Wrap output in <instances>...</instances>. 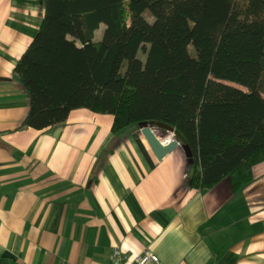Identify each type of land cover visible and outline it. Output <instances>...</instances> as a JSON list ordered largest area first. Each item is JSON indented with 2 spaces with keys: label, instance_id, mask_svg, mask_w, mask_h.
<instances>
[{
  "label": "crops",
  "instance_id": "1",
  "mask_svg": "<svg viewBox=\"0 0 264 264\" xmlns=\"http://www.w3.org/2000/svg\"><path fill=\"white\" fill-rule=\"evenodd\" d=\"M42 11L0 0V264H108L113 246L158 264H264V159L238 189L224 177L199 191L180 142L156 159L136 123L112 130L109 113L20 126L13 66Z\"/></svg>",
  "mask_w": 264,
  "mask_h": 264
},
{
  "label": "trees",
  "instance_id": "2",
  "mask_svg": "<svg viewBox=\"0 0 264 264\" xmlns=\"http://www.w3.org/2000/svg\"><path fill=\"white\" fill-rule=\"evenodd\" d=\"M13 73L20 126L77 107L111 114L112 130L161 121L188 145L199 191L224 177L238 189L264 159V0H43Z\"/></svg>",
  "mask_w": 264,
  "mask_h": 264
},
{
  "label": "water",
  "instance_id": "3",
  "mask_svg": "<svg viewBox=\"0 0 264 264\" xmlns=\"http://www.w3.org/2000/svg\"><path fill=\"white\" fill-rule=\"evenodd\" d=\"M138 131L145 140L148 148L156 159L161 158L166 152L171 150L178 142L181 143L182 150L186 157V164L192 162L191 153L188 145L185 143L183 136L170 125L161 121L143 120L136 122ZM170 133V137H165ZM187 173H190L188 166Z\"/></svg>",
  "mask_w": 264,
  "mask_h": 264
},
{
  "label": "built area",
  "instance_id": "4",
  "mask_svg": "<svg viewBox=\"0 0 264 264\" xmlns=\"http://www.w3.org/2000/svg\"><path fill=\"white\" fill-rule=\"evenodd\" d=\"M108 264H158V256L147 247L137 253L126 254L119 247L113 246Z\"/></svg>",
  "mask_w": 264,
  "mask_h": 264
},
{
  "label": "rangeland",
  "instance_id": "5",
  "mask_svg": "<svg viewBox=\"0 0 264 264\" xmlns=\"http://www.w3.org/2000/svg\"><path fill=\"white\" fill-rule=\"evenodd\" d=\"M101 27H102V25H100V26L94 31V34H93V38H94V39L99 38V36H100V31H101ZM187 49H188V52H189L190 54H193V53H194L193 48H192V46H191L190 44L187 46ZM137 54H138L139 57L142 58L143 54H142L141 52H138ZM167 137H170V133L166 136V138H167Z\"/></svg>",
  "mask_w": 264,
  "mask_h": 264
},
{
  "label": "bare ground",
  "instance_id": "6",
  "mask_svg": "<svg viewBox=\"0 0 264 264\" xmlns=\"http://www.w3.org/2000/svg\"><path fill=\"white\" fill-rule=\"evenodd\" d=\"M168 135V134H167ZM166 137V136H165Z\"/></svg>",
  "mask_w": 264,
  "mask_h": 264
}]
</instances>
